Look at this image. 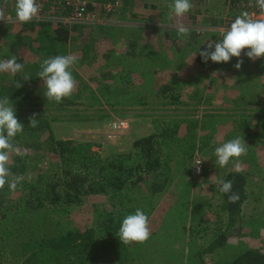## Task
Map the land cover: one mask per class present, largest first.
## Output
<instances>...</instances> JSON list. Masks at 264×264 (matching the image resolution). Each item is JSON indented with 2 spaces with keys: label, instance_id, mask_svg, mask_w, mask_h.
I'll list each match as a JSON object with an SVG mask.
<instances>
[{
  "label": "trees",
  "instance_id": "1",
  "mask_svg": "<svg viewBox=\"0 0 264 264\" xmlns=\"http://www.w3.org/2000/svg\"><path fill=\"white\" fill-rule=\"evenodd\" d=\"M140 1L87 0V11L91 16L96 15L99 18L103 13L111 14L109 19L112 14L123 17L129 11L133 18L140 22L147 12L144 11L142 16L138 14V7L147 6L146 2L140 4ZM191 2L193 8L183 18H176L172 13H170V16L173 15L171 18L166 15L159 16V6H152L153 11L148 12L147 16L154 17L149 21L153 24L159 22L167 27L166 25L171 22L170 19H173L175 29L158 31L144 30L137 24L127 26L120 47H116L113 42L115 28L109 23L58 27L51 22L34 20L0 27V60L10 59L14 55L17 62L24 65V70L15 76L10 73H0V99L9 97L16 110L17 119L25 126L23 133L18 134L13 140L18 154L12 153L9 161L11 173L23 176L24 179L14 192L7 185L0 190V220L7 219L9 223L13 220L17 221V230L21 235H18V238L26 241V248L30 252V254L26 253L27 256L23 255L27 257L24 264L34 262L37 257L34 251H40L41 254V259L36 264L97 262V253L102 251L100 244L103 240L121 242L116 234L123 219L140 209L137 203L141 190L146 189L145 191L151 196L163 193L162 189L169 184L172 177L169 165L174 156L180 155L187 160L183 178H194L191 173L192 162L198 141H203L200 132H197L201 130L198 123L202 125V121L199 116L192 118L189 113L201 106L202 97L199 96L200 93L188 90L190 87L184 85L192 69L189 65L202 69L206 65L212 73L219 71L218 67H221V71L227 69L232 72L230 64L215 63L210 59L205 63L199 55L200 50L207 49L209 42L205 41L202 44L199 39L211 35L205 30L210 25L205 7L209 3L225 6L235 17L244 11L254 13L256 16H260V13L256 0H191ZM166 3L169 7L172 0ZM15 4L16 0H3L0 2V8H3L6 14L15 13ZM109 4L114 6L112 10L107 7ZM201 21H204V24H201ZM221 22L224 24L225 20ZM177 23L187 26L190 34L183 37L178 35ZM211 24L220 25L216 20ZM140 33L144 35L149 33L153 36L159 34L158 40L163 45L159 54H164L167 50L168 53L171 52L166 60L164 58L160 60L159 68L158 65L152 67L156 59L152 50L156 47V41L148 40L147 37L140 36ZM217 35L219 39L222 38L220 34ZM71 49H74V52H70ZM243 53L244 50L242 55ZM68 54L78 57L72 73L75 78L78 72L75 68L78 67L79 83L84 80L82 83L86 82L87 88L94 86L100 93L104 89H110L105 102L110 105L111 112L117 117L125 118L129 114L132 116L141 113L142 109L137 110L134 107V103L142 105L144 102L141 95L139 98L140 90L145 91L152 86L156 91L155 89H159L160 85L165 88L161 93L173 96L177 113H172L170 117L166 116L164 120L161 119L159 134L155 131L153 134L138 135L120 153L115 151L116 148L110 147L109 150L114 152L103 155L95 149L97 143L93 141H82L79 147L70 152L68 149L60 148L57 142L61 141L59 136L61 131L80 128L87 113H91L92 117L89 116L91 123L100 121V118L95 116L97 114H93V109L97 108L96 112L104 114H108L109 111L102 105L98 106V103H103L101 99L98 103H93L89 94L87 98L90 102L80 101L82 89L77 88L79 83L76 84L73 95L64 98L61 103L49 101L44 96L46 91L44 81L37 75L41 70L42 61L45 58ZM171 59L175 60L176 64L165 68L166 61ZM241 59L243 71L249 75L250 80L264 82V57L256 62H252L247 56H242ZM231 62L236 63L237 60L233 57ZM25 75L31 79L24 80ZM17 82L22 86L17 87ZM203 86L206 87L204 84ZM134 90L137 93L139 91V94L130 98L128 95ZM91 95L93 96L94 92ZM152 95L151 97L157 98L159 92H154ZM156 104L158 105V102ZM33 114L38 120V125L34 128L29 127V118ZM107 118L104 116V119ZM225 134L226 141L231 140L228 129H225ZM213 153L204 154L205 164L209 161L206 157L211 158ZM213 164L214 169L220 168L215 164V159ZM220 169L224 173L223 181H234L233 190L239 192L240 199L236 203H230L227 195L219 191L220 183L210 184L217 187L219 198L222 199V204L217 208L225 215L223 218L218 217L217 223L214 224L219 234L207 248L201 249L198 255L200 264H205L202 260L204 256L212 255L219 250L226 251L231 238L241 236L247 232L246 230H251L252 235H258L264 226L263 222H260L258 227L252 225L258 208L249 203L245 175L235 170L228 171L227 166ZM141 178H145L146 181H140ZM158 178H166L162 182L163 187L156 184ZM199 183L190 180L189 185L194 184V188L198 190L200 195L197 206L201 207L202 198L210 197L211 189L207 192L204 186H197ZM81 201H92V206L86 205V208H83L82 218L78 215L74 217L75 227L48 240L45 236L33 235L30 227L35 225L32 219L37 216L36 214L45 209L58 212L60 209H66L69 204L81 203ZM209 208L211 209L210 204ZM148 211L150 216L156 215L155 208ZM198 217L203 218L195 213L194 218ZM82 225L89 226V231H83L84 228L80 227ZM8 230L9 227L0 228V237H3L2 234L7 235ZM219 264H264V251L244 249L229 259L226 258V261L223 259Z\"/></svg>",
  "mask_w": 264,
  "mask_h": 264
},
{
  "label": "rangeland",
  "instance_id": "2",
  "mask_svg": "<svg viewBox=\"0 0 264 264\" xmlns=\"http://www.w3.org/2000/svg\"><path fill=\"white\" fill-rule=\"evenodd\" d=\"M166 1L169 0H141L140 4L146 2L147 6L138 7L137 12L140 16L145 13L144 11L147 12L146 15L142 16L143 19H140V22H137L129 11L123 17H120L121 15L118 16V14H112L110 19L109 15L111 14L106 15L103 13L99 19L103 20V23H109L115 28L113 42L116 47H120L126 35L127 26L137 24L144 30L155 29L158 31L162 29H175L173 19H170V24L165 27V24L161 25L159 22L153 24L149 19L154 16H147L148 12L153 11L152 6H159V16H170L171 11ZM205 9L210 22V25L205 30L210 32L211 35L200 38L199 42L202 44L205 41L214 42L215 39L219 40L217 34L221 35L235 19V16L230 14L225 6L222 7L218 6V4L209 3ZM249 14L254 18H259L254 13ZM172 16L171 14L170 18ZM214 20L220 25L213 26L211 22ZM224 20L225 23L222 24L221 21ZM202 23L204 24V21H201ZM144 30L140 31L144 33ZM143 33L139 35L147 37L148 40L156 41V47L152 49L154 50L153 56L156 55V59L154 61L155 64L151 66L155 67L158 65L157 68H159L161 65L160 60H163V58L166 60L171 52L168 53L167 50L164 54H159L161 46H163L159 42L160 40H158L159 34L153 36L149 33L146 35ZM164 47L166 48L165 44ZM247 51L248 49L244 50L242 56L246 57ZM70 52H74V49H71ZM242 56L234 58L238 62V59H241ZM231 61L232 59L226 63L230 64L232 72L227 69L221 71V67H218L217 70L219 69V71L212 73V70L208 69L206 65L203 66V69L197 68L195 65H189L192 69L184 81V85L190 87L188 90L197 91L200 93L199 96L202 97L201 106L189 113L192 118L199 116V119L202 121V125L198 123L201 130L197 132H200L199 134L203 141H198L197 149L194 153V161L201 160L204 166H207L204 168L202 177L195 176L192 171V177L194 178H183V171L187 160L180 155L174 156L169 165L172 177L169 180V184L162 189L163 193L151 196L145 191L146 189H143L141 190V195L138 196L139 202L137 203V207L139 206L149 217L150 239L143 244L133 243L131 245H124L121 242H113L107 239L103 240L100 244L102 251L97 253V262L90 264H200L198 255L201 249L207 248L215 236L219 234L217 226L214 224L217 223L218 217L223 218L225 215L217 208V206L222 204V199L219 198L217 193V187L210 186V184L215 183L217 185L220 181L224 180V173L220 168L214 169L213 162L216 159L215 148L227 142L226 137L228 133L227 135L225 134V129H228V132L231 133V139L236 137L245 139L248 151L246 156L239 158V162L243 168V171L239 173L244 174L247 180L246 187L249 192V203L258 208V213L255 215L257 223L252 221V225L257 226L260 222L264 224V86H262L264 82L250 80L249 75L243 71L244 67L238 70L234 67L237 62L232 63ZM251 61L256 62L258 59L255 61L251 59ZM173 64H176L175 60L171 59L170 61H166L164 67H172ZM76 69L78 70L75 77L77 84L80 78L78 79V67ZM82 82L77 85V88L82 89L81 96H79L80 101L82 100L87 103L90 98L93 103H98L101 99L103 103H98V106L102 105L105 107L104 109H108L109 111L108 114L96 112L98 109L94 106L96 109H93V114L96 113L97 115L95 116H98L100 121L91 123L89 121L91 113H87L80 128L61 131L59 135L61 136V141L57 142V145L60 148L68 149L69 152L79 147L82 141H93L97 143L95 149L103 155H106L107 152H114L109 150L110 147L111 149L112 147L116 148L117 150L115 151L120 153L123 151L124 146H127L138 135L153 134L155 131L159 134L161 131V119L164 120L166 116L170 117L172 113L176 112L173 96L161 93L165 88L159 84V89H155L156 91L151 86L150 89L145 91L138 89L140 90V94L139 91L137 93L135 90L130 93L128 95L130 98L135 97L136 94H139V98L140 95L144 98V105L134 103V107L137 110L142 109L141 113L132 116L129 114L130 117L125 116V118H120L111 112L110 105L105 102L110 89H104L100 93L95 90L94 86L87 88L85 86L86 82ZM203 84L206 86L205 88ZM92 92H94V97L91 95ZM154 92H159L157 98L151 97ZM146 96L147 98H145ZM151 98H153V101ZM156 102H158V105ZM125 103L128 104L126 101ZM104 116L108 118L104 119ZM212 152L214 153L211 158L210 156L206 157L209 161L208 164H205L203 159L204 154ZM234 163L235 161L229 163L227 166L228 171L235 170ZM164 179L166 178H158L156 184L162 186ZM190 180L197 183H199V180H202L203 182L197 184V186H204L207 192L211 189L212 193L210 192V197L202 198L201 207L197 206L200 194L195 189L196 187L194 188V184L193 186L189 185ZM140 181L144 182L146 179L141 178ZM91 204L92 201H81V203L69 204L66 209H60L58 212L51 209L39 212L32 219L35 222V225H31L30 227L33 235L37 237L45 236L47 240L49 238L53 239L58 234H62L68 229L75 227L76 221L73 220L74 217L78 215L79 218H82L81 213L83 208ZM209 204L211 205V209L209 208ZM151 208H155V216H150L148 210ZM195 213L198 216H203V218H194ZM198 219H200L199 222ZM16 224V220H13L12 223H9L7 219L0 220L1 229L9 227L7 235L2 234L3 237H0V264H24L27 257H23V255H26V253L30 254L26 248V241L18 238L19 231ZM198 225L200 227L197 228ZM80 227L84 228L83 231H89V226L87 225ZM246 231V233L237 238H231L226 251L219 250L212 255L204 256L202 258L204 263L219 264L223 259L226 261V258L229 259L244 249L264 251V235L261 234V231L258 235H252L251 230ZM39 252L34 251V253H37V257L31 264H36L41 259Z\"/></svg>",
  "mask_w": 264,
  "mask_h": 264
},
{
  "label": "clouds",
  "instance_id": "3",
  "mask_svg": "<svg viewBox=\"0 0 264 264\" xmlns=\"http://www.w3.org/2000/svg\"><path fill=\"white\" fill-rule=\"evenodd\" d=\"M256 5L259 8V18H254L247 11L242 12L221 33V39L209 42L206 50L199 51V55L205 63L209 59L215 63L229 62L233 57L240 58L245 49H248L247 57L253 61L264 57V0H256ZM169 8L176 18H183L191 11L193 4L191 0H172ZM40 10L37 0H16L15 20L20 23H29L34 19H39ZM10 19L3 8H0V21L9 23ZM176 30L178 35L182 37L190 34L189 28L183 23H177ZM77 60L76 55L68 54L45 58L42 61L41 70L37 75L44 81L46 88L44 96L49 101L61 103L64 98L72 96L76 91V80L72 68ZM242 64L243 60L238 59L234 67L239 70ZM23 70L24 65L17 62L14 55L10 59L0 60V73H10L15 76ZM28 79L31 78L25 75L24 80ZM16 86L21 87L22 85L17 82ZM29 119V127L34 128L38 125L35 114ZM24 127L17 119L16 110L9 97L0 99V190L7 185L14 192L24 179L23 176L12 174L9 168L11 154H18V149L13 140L18 134L23 133ZM247 151L244 138L236 137L228 140L215 148V164L224 168L230 162L235 161V170L241 172L243 168L239 158L246 156ZM202 162L197 160L195 166ZM233 189V180L220 181L219 191L227 195L230 203H236L240 199L239 192ZM260 231L264 235V228ZM116 235L124 245L147 242L151 237L148 215L142 209H137L134 214L127 215Z\"/></svg>",
  "mask_w": 264,
  "mask_h": 264
},
{
  "label": "built area",
  "instance_id": "4",
  "mask_svg": "<svg viewBox=\"0 0 264 264\" xmlns=\"http://www.w3.org/2000/svg\"><path fill=\"white\" fill-rule=\"evenodd\" d=\"M1 1L3 0H0V2ZM37 3L40 5L41 9L39 19H34L37 21L51 22L58 27H69L73 24L93 25L96 23H103V20L101 21L99 17H96V15L91 16L88 13L87 0H37ZM107 7L109 10H112L114 6L109 4ZM7 15L11 18L9 23L0 21V27L23 24L15 20V13H8ZM193 172L195 176H201L204 173L203 162L194 166Z\"/></svg>",
  "mask_w": 264,
  "mask_h": 264
},
{
  "label": "crops",
  "instance_id": "5",
  "mask_svg": "<svg viewBox=\"0 0 264 264\" xmlns=\"http://www.w3.org/2000/svg\"><path fill=\"white\" fill-rule=\"evenodd\" d=\"M124 147H126V146H124ZM124 149V148H123ZM188 164V163H187ZM192 164H193V162H192ZM194 166H195V161H194V165H193V168H194ZM193 171V170H192ZM193 174H194V172H193Z\"/></svg>",
  "mask_w": 264,
  "mask_h": 264
}]
</instances>
